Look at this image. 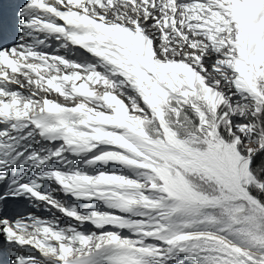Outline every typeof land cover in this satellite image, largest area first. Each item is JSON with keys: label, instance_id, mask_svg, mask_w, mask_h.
Returning a JSON list of instances; mask_svg holds the SVG:
<instances>
[{"label": "snow or ice", "instance_id": "6c2138e0", "mask_svg": "<svg viewBox=\"0 0 264 264\" xmlns=\"http://www.w3.org/2000/svg\"><path fill=\"white\" fill-rule=\"evenodd\" d=\"M15 16L0 264H264V0H21Z\"/></svg>", "mask_w": 264, "mask_h": 264}, {"label": "bare ground", "instance_id": "6f19581e", "mask_svg": "<svg viewBox=\"0 0 264 264\" xmlns=\"http://www.w3.org/2000/svg\"><path fill=\"white\" fill-rule=\"evenodd\" d=\"M21 78H22V77H21ZM21 78H20V79H21ZM21 82H23V84H25V85H30V84H28L24 79H23ZM58 97H59V96H57V99H58ZM60 99L63 100V97L60 96Z\"/></svg>", "mask_w": 264, "mask_h": 264}]
</instances>
